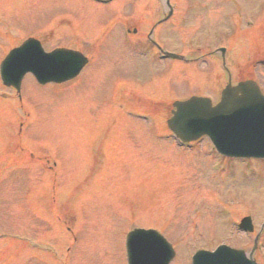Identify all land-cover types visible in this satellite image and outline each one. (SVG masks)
I'll use <instances>...</instances> for the list:
<instances>
[{"label": "rangeland", "instance_id": "1", "mask_svg": "<svg viewBox=\"0 0 264 264\" xmlns=\"http://www.w3.org/2000/svg\"><path fill=\"white\" fill-rule=\"evenodd\" d=\"M176 1L178 23L167 22L161 30L171 47L196 61L152 63L136 50L122 49V32L108 25L103 41L109 44L98 47L96 63L78 83L41 86L27 76L19 100L0 80V264H127L125 238L135 227L162 226L177 250L172 264H191L196 250L221 243L250 247L248 235L234 223L235 209L237 202L250 205L256 224L264 221V161L222 162L207 138L183 149L166 135L158 138L140 116L122 119L127 105L142 101L136 91L145 97L155 90L171 102L193 94L218 101L229 78L233 84L252 78L264 93V0ZM123 4L0 0V62L30 33L44 37L47 46L80 44L91 50L95 41L88 37L123 11ZM196 44L202 52L226 47V69L220 53L206 60ZM114 67L132 82L122 98L116 82L125 73L120 76ZM153 106L146 109L169 116L170 103L159 112L158 103ZM112 122L121 131L103 145ZM95 138H102L95 155L106 162L89 174ZM48 167L61 170L51 173ZM76 185L75 194L66 193Z\"/></svg>", "mask_w": 264, "mask_h": 264}, {"label": "water", "instance_id": "2", "mask_svg": "<svg viewBox=\"0 0 264 264\" xmlns=\"http://www.w3.org/2000/svg\"><path fill=\"white\" fill-rule=\"evenodd\" d=\"M78 67L76 52L58 49L45 53L38 41L30 39L9 53L1 65V73L5 84L19 89L27 71H33L40 82L46 83L69 79ZM175 107L169 125L183 139L206 134L223 154L264 158V96L254 81L241 82L235 87L229 85L215 106L209 98L192 97L176 102ZM151 239L157 249L148 244ZM129 246L130 264H169L174 256L171 246L154 232L132 233ZM193 264L255 262L245 252L223 245L215 251L197 252Z\"/></svg>", "mask_w": 264, "mask_h": 264}, {"label": "flooded vegetation", "instance_id": "3", "mask_svg": "<svg viewBox=\"0 0 264 264\" xmlns=\"http://www.w3.org/2000/svg\"><path fill=\"white\" fill-rule=\"evenodd\" d=\"M126 2H125V4H124V7H125V24L129 27V28H131V29H129L128 30V34H130L131 35V33H132V35H134L135 36V41H134V43H135V45L137 46V47H139L141 44H143V41H142V36H139V32H140V27H145V25H146V23H148V22H150L151 20L150 19H146V18H144V17H142L141 15H135V16H130L129 15V9L131 8V7H133V6H135V5H137V4H139V3H130V1H136V0H125ZM161 1V0H160ZM159 6H161V4L159 5ZM171 18V17H170ZM169 18V19H170ZM169 19H167V20H169ZM166 20V21H167ZM159 21V20H158ZM166 21H164V22H166ZM157 21L154 23V26L153 27H155V26H160L161 24H162V22H159L157 25ZM153 27L150 29V34L148 33L147 35H146V37H147V39H148V44L149 45H151V47L150 48H152V49H154V50H156L159 54H160V49H161V41H156L153 37H152V35H153V31H154V29H153ZM155 32V31H154Z\"/></svg>", "mask_w": 264, "mask_h": 264}]
</instances>
